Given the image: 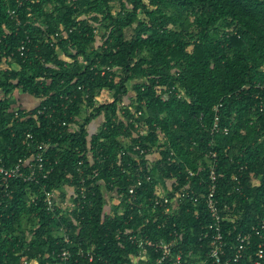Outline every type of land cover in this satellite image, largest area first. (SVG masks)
<instances>
[{"label":"trees","instance_id":"1","mask_svg":"<svg viewBox=\"0 0 264 264\" xmlns=\"http://www.w3.org/2000/svg\"><path fill=\"white\" fill-rule=\"evenodd\" d=\"M261 84L264 0H0L1 164L47 146L38 184L16 179L4 189L0 177V264H55L62 233L67 247L93 253L90 263L69 264H134L130 234L149 239L150 262L138 264H154L153 246L173 231L184 264H212L204 200L187 196L172 216L151 201L159 187L170 198L180 190L205 195L210 152L226 254L249 233L240 264H252L264 247V230L261 238L251 233L264 224ZM99 92L110 101L97 103ZM15 93L38 104L22 108ZM219 102L227 135L210 133ZM65 186L84 187L85 204L49 213L44 192ZM108 196L116 203L106 213Z\"/></svg>","mask_w":264,"mask_h":264},{"label":"built area","instance_id":"2","mask_svg":"<svg viewBox=\"0 0 264 264\" xmlns=\"http://www.w3.org/2000/svg\"><path fill=\"white\" fill-rule=\"evenodd\" d=\"M10 15L14 17L15 13L11 11ZM23 50L24 46L22 45L18 49L20 55H22ZM105 70H108V68H106ZM257 87L264 90V84L257 85ZM177 97L182 98V92L177 93ZM108 101H110V97L106 102ZM124 105L125 103L121 104V106ZM221 107L222 103L219 102L213 108L214 116L213 125L210 132L211 135L218 132H222L224 135L228 134L227 129H224L223 131H221L220 129L219 110L221 109ZM259 110L260 112L264 110V103L260 104ZM141 133L144 134V131H141ZM23 144L27 147L33 144V137L31 134L27 133L24 136ZM46 148V145L39 146L38 149H41L40 152L32 154L29 158L18 159L17 162L9 167H5L3 164H1L0 160V177L2 181V187L4 189H7L9 186V181L16 179H21L26 183L37 184L39 183L40 179H45L47 176V172L44 169L43 152ZM141 153L143 152L141 151ZM208 157L210 158V162L208 164L207 186L205 195L194 196L189 195L184 190H180L176 192L172 198H170L165 193L159 191V189H156L151 199L152 209L153 211L159 209L161 210V214L172 216L176 212L177 206L183 201L185 197L190 196V200L194 203L198 202L200 199H203L205 207L204 209L209 217V223L205 227L206 232L209 234V246L208 252L206 253V260L210 261L212 264H240L241 261L245 259L246 245L249 241L250 234H238L235 239V245L230 248L231 250H233V252L230 256H227V243L225 242L222 232V216L220 214L218 202L215 199L218 185V178L216 175V154L214 152H210L208 154ZM139 170H141V168H139ZM189 175L192 176V173H189ZM144 179L146 181L151 180L149 176H145ZM233 179L235 181L237 180L236 177H234ZM140 186L141 180H138L135 187H131L128 189V195L132 197L135 192V188H138ZM62 194L64 196V199L61 198ZM36 199L37 196L35 195L29 196V200L31 202H34ZM86 200V189L84 187H81L76 193L70 186H65L60 189H53L51 191H45L43 197L45 208L51 214H54L57 206L65 209L82 207L85 204ZM263 230L264 224L253 226L251 228V233H254L256 236L261 238L260 233ZM60 231L62 232V229H60ZM172 233L175 234V236L170 242L161 239L157 244L153 246L152 249L154 253L158 254V259L154 264H184L181 253L173 252L178 240L176 232L173 231ZM127 240L132 245H135L138 249L137 254L135 256H131L134 264H138V261L149 263L150 258L146 253L145 248V246L149 244V239L145 236L139 237L137 234H130L127 237ZM62 241L66 246H64V248H62L60 251L52 252V257L56 260L55 264H69L71 260L75 259V257L84 258L88 263L93 260V253L91 250L84 251L81 248H77L76 250H74L73 248L67 247L71 246L72 243L70 237L67 234L62 233ZM74 261L76 262L77 260L75 259ZM252 264H264V247L262 244L258 245L254 253V260Z\"/></svg>","mask_w":264,"mask_h":264},{"label":"rangeland","instance_id":"3","mask_svg":"<svg viewBox=\"0 0 264 264\" xmlns=\"http://www.w3.org/2000/svg\"><path fill=\"white\" fill-rule=\"evenodd\" d=\"M99 44H100V39L97 38L96 42L94 43V46L96 47ZM109 97H110V94H108L106 92H99L98 96L96 97V102L97 103H104L108 100ZM13 98L16 100V102L19 106H21L22 108H25V109H33L34 107H36V105L38 103L37 99H35L33 97L23 96V95H20L18 93H15L13 95ZM100 119L99 120L97 119L96 121L92 122V124L90 126L91 132L98 131L99 125L102 123V120H100ZM158 189H159V191L162 190V188H160V187ZM111 197H113V199ZM111 197L108 196L105 198V212L106 213L109 212L112 204L116 203V201L114 200V196H111ZM27 264H33V262H30Z\"/></svg>","mask_w":264,"mask_h":264},{"label":"crops","instance_id":"4","mask_svg":"<svg viewBox=\"0 0 264 264\" xmlns=\"http://www.w3.org/2000/svg\"><path fill=\"white\" fill-rule=\"evenodd\" d=\"M23 96H25V95H23ZM38 104V103H37Z\"/></svg>","mask_w":264,"mask_h":264}]
</instances>
